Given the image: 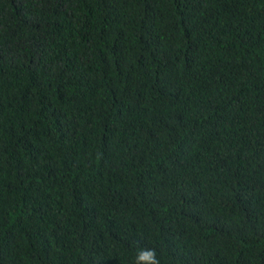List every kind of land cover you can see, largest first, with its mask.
<instances>
[{"label": "trees", "instance_id": "trees-1", "mask_svg": "<svg viewBox=\"0 0 264 264\" xmlns=\"http://www.w3.org/2000/svg\"><path fill=\"white\" fill-rule=\"evenodd\" d=\"M264 264V0H0V264Z\"/></svg>", "mask_w": 264, "mask_h": 264}, {"label": "clouds", "instance_id": "clouds-1", "mask_svg": "<svg viewBox=\"0 0 264 264\" xmlns=\"http://www.w3.org/2000/svg\"><path fill=\"white\" fill-rule=\"evenodd\" d=\"M136 264H161L154 248H140L136 255Z\"/></svg>", "mask_w": 264, "mask_h": 264}]
</instances>
